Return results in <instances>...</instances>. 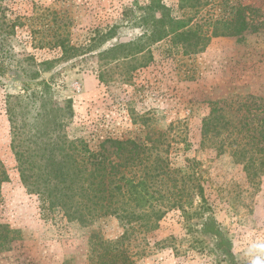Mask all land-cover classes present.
<instances>
[{"label": "rangeland", "instance_id": "1", "mask_svg": "<svg viewBox=\"0 0 264 264\" xmlns=\"http://www.w3.org/2000/svg\"><path fill=\"white\" fill-rule=\"evenodd\" d=\"M148 1L0 0L5 51L0 65L7 68L0 77V160L10 177L0 217L16 232L9 251L0 253V264H100L107 247L118 245L125 233L113 217L89 226L62 215L44 219L37 196L22 185L11 148L8 97L23 94L22 67L14 57L29 56L52 85L51 108H65L72 100L70 138H83L94 148L108 137L144 139L149 131L144 117L170 136L174 168H184L188 160L199 163L212 211L191 222V231L178 211L155 232L130 231L121 249L135 264H264V0H163L174 18L209 36L213 26L232 20L238 8L245 10L248 32L213 38L198 54L166 41L152 48L154 61L136 72L123 63L102 65L95 53L57 62L63 40L84 47L115 25L121 28L103 49L135 38L141 29L134 22ZM27 62L23 68L32 69ZM45 62L54 64L51 70ZM102 70H109L105 82ZM16 102L13 98V107ZM36 113L28 114V125ZM19 116V124L26 123ZM210 116L222 121L213 123L216 133L206 139L204 120ZM212 219L224 235L223 248L201 233Z\"/></svg>", "mask_w": 264, "mask_h": 264}, {"label": "trees", "instance_id": "2", "mask_svg": "<svg viewBox=\"0 0 264 264\" xmlns=\"http://www.w3.org/2000/svg\"><path fill=\"white\" fill-rule=\"evenodd\" d=\"M140 10H144L143 16L134 24L139 25L141 32L129 42L103 49L116 38L121 26L115 25L92 37L90 44L84 47L61 41V57L57 62L95 53L102 65L123 63L136 72L154 61L152 48L159 43L169 41L173 48L182 49L186 54H198L213 38L240 37L251 29L242 8L222 27L213 26L210 36L191 28L189 21L174 18L163 0H149ZM3 47L0 41V55ZM14 59L22 67L19 71L23 74V94L8 97L11 148L22 185L29 195L37 196L44 219L53 220L62 215L69 222L89 226L102 218H116L125 233L118 245L107 247L100 264H135L121 249L124 241L131 239L130 231L155 232L173 211L180 212L190 231L191 222L206 219L212 208L199 163L188 160L184 168H174L170 160L172 145L166 132L154 130L148 125L149 120L141 117L142 125L149 130L144 139L108 137L95 148L83 138L72 139L67 132L74 117L72 100L67 101L65 108H51L52 85L35 68L34 59L30 56ZM23 61H28L32 69L23 68ZM43 66L51 70L54 64L45 62ZM6 69L0 65L1 78ZM103 71L99 78L105 82L109 70ZM13 98L17 101L14 107ZM33 111L37 112L34 122L28 125V114ZM19 113L26 123L19 124ZM221 121L222 116L204 120L203 136L207 139L216 133L211 127ZM134 124L139 122L134 120ZM9 182L10 177L0 160V216L7 204L3 185ZM15 233L0 217V253L9 251L16 240ZM201 233L214 237L216 244L223 248L224 235L213 219L205 221Z\"/></svg>", "mask_w": 264, "mask_h": 264}]
</instances>
